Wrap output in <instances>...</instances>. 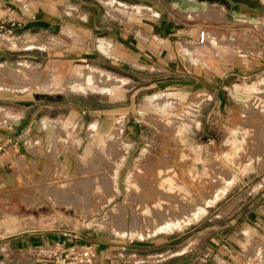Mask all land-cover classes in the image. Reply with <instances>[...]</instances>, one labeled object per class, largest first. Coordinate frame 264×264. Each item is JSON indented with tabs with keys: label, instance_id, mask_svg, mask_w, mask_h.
<instances>
[{
	"label": "rangeland",
	"instance_id": "374dc122",
	"mask_svg": "<svg viewBox=\"0 0 264 264\" xmlns=\"http://www.w3.org/2000/svg\"><path fill=\"white\" fill-rule=\"evenodd\" d=\"M151 1L178 19L201 16L205 42L181 37L179 46L194 59L208 55L212 7L185 13L189 9L181 0ZM221 1L233 13L244 5L264 10L263 0ZM244 27L237 23L239 31ZM2 37L19 44L0 46V94L25 98L38 92L51 115L53 97L71 88L37 89L33 83L51 82L53 73L63 83L69 73L59 71L46 53L25 50L33 42L24 34L1 31ZM47 42L39 46L49 47ZM102 68L117 71L110 62ZM120 75L112 90H75L87 93V118L77 113L63 120L56 145L54 136L45 135L42 145H34L36 157L25 162L23 148L12 142L11 179L0 182V264H56L49 250L64 240L165 239L174 252L196 243L206 246L216 233L232 236L233 226L245 223L264 194V97L259 87L246 94L238 87L229 90V105L235 109L230 120L215 112L213 103L198 102L195 94L138 88L137 74L127 69ZM59 101L60 113H67L63 98ZM83 120L87 132L79 131ZM93 125L95 133L90 134ZM163 222L169 227L161 228Z\"/></svg>",
	"mask_w": 264,
	"mask_h": 264
},
{
	"label": "crops",
	"instance_id": "0c3cea01",
	"mask_svg": "<svg viewBox=\"0 0 264 264\" xmlns=\"http://www.w3.org/2000/svg\"><path fill=\"white\" fill-rule=\"evenodd\" d=\"M181 1L189 9L185 13L201 12L205 7L213 9L211 24L214 31L211 45L206 49L207 56L194 59L179 46L181 37L197 42L204 29V19L193 15L178 19L160 2L0 0V6L8 8L17 20L13 27L8 24L9 33L24 34L29 42H33L24 49L46 53L55 58L59 71L69 73L68 80L63 83L56 82L54 73L51 82L34 81L36 88L63 85L74 89L64 94L57 92L51 115L38 92L25 98L0 94V182L6 184L11 179L9 150L12 142L23 148L25 162L36 157L34 145L36 142L42 145L45 135L54 136L56 145L58 128L63 120L77 113L87 118V93L75 90H112L120 72L127 69L137 74L138 88H176L187 96L195 94L198 102L213 103L214 111L223 119L234 117L235 109L229 105L232 88L243 89L246 94L256 86L264 97V10H253L244 5L240 13H233L221 0ZM238 22L244 23V31L237 29ZM2 38L15 44L0 46L19 44L13 37ZM47 39L51 41L49 47L39 46L48 45ZM241 47L244 53H241ZM255 48L256 53L252 51ZM74 62L79 63L72 67ZM108 62L116 65L117 71L103 69ZM90 72L99 77L97 80L95 76V84L90 74L86 81L82 80L83 74ZM159 72L162 74H157ZM141 75L148 76V80L140 82ZM39 81L42 82L38 85ZM0 87L3 84L0 83ZM60 98L67 104V113H60ZM86 126L87 120H83L79 131L87 132ZM95 128V125L91 126L89 133L94 134ZM261 190L264 193V186ZM258 199L245 223L233 226L232 236L218 237L216 233L206 246L196 243L188 250L174 252L165 244V239L107 240L103 243L84 240V243L97 247L94 264H243L246 255L264 251V194H259Z\"/></svg>",
	"mask_w": 264,
	"mask_h": 264
},
{
	"label": "built area",
	"instance_id": "2783aa9c",
	"mask_svg": "<svg viewBox=\"0 0 264 264\" xmlns=\"http://www.w3.org/2000/svg\"><path fill=\"white\" fill-rule=\"evenodd\" d=\"M11 12L5 6H0V32H9L8 24L13 27L17 20L11 16ZM206 32L200 31L198 43H204ZM264 236V234H263ZM49 256L53 257L56 264H94L97 258V247L94 244H79L67 241H58L49 250ZM243 264H264V251L256 255H246Z\"/></svg>",
	"mask_w": 264,
	"mask_h": 264
},
{
	"label": "bare ground",
	"instance_id": "6f19581e",
	"mask_svg": "<svg viewBox=\"0 0 264 264\" xmlns=\"http://www.w3.org/2000/svg\"><path fill=\"white\" fill-rule=\"evenodd\" d=\"M0 43H1V45H4V44H8V45H13V44H15V43H11L10 42V40H8V39H3V38H1L0 39ZM91 75V77H92V82H94V84H95V81H94V79H95V76L96 75H94L92 72H90V73H87V74H83V77H82V80H84V81H86V79H87V75ZM97 77V76H96ZM79 78V77H78ZM98 78L99 77H97V80H98ZM96 80V81H97ZM42 82V81H41ZM41 82H39L38 83V85L41 83ZM42 83H48V81H45V82H42ZM160 226H162L161 228H168L169 227V224L167 223V222H163V224H161ZM158 228V227H157ZM159 229V228H158Z\"/></svg>",
	"mask_w": 264,
	"mask_h": 264
}]
</instances>
